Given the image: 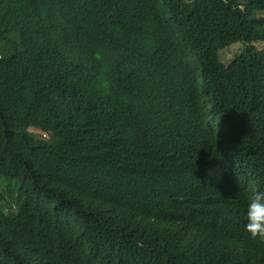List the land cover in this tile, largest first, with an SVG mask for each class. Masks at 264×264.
I'll list each match as a JSON object with an SVG mask.
<instances>
[{"label": "trees", "instance_id": "1", "mask_svg": "<svg viewBox=\"0 0 264 264\" xmlns=\"http://www.w3.org/2000/svg\"><path fill=\"white\" fill-rule=\"evenodd\" d=\"M263 13L0 0V264H264Z\"/></svg>", "mask_w": 264, "mask_h": 264}, {"label": "clouds", "instance_id": "2", "mask_svg": "<svg viewBox=\"0 0 264 264\" xmlns=\"http://www.w3.org/2000/svg\"><path fill=\"white\" fill-rule=\"evenodd\" d=\"M243 224L251 239L264 240V190L251 191Z\"/></svg>", "mask_w": 264, "mask_h": 264}, {"label": "rangeland", "instance_id": "3", "mask_svg": "<svg viewBox=\"0 0 264 264\" xmlns=\"http://www.w3.org/2000/svg\"><path fill=\"white\" fill-rule=\"evenodd\" d=\"M260 17H263L264 18V13L263 14H260ZM257 33L260 34V35H264V27L258 29V32ZM259 47L262 48L261 45ZM242 50H244L243 44H238V45H235V46H232V47L228 48L227 50L222 51L220 53L222 62L224 64H226V65L227 64H230L231 61L234 59V57H236L237 55H239L242 52ZM31 132H32V130H31ZM34 133H36V135L38 136L39 139H41V138L48 139L49 138L48 135L42 136L38 132H34ZM0 185H6V182L5 181H2V183Z\"/></svg>", "mask_w": 264, "mask_h": 264}]
</instances>
